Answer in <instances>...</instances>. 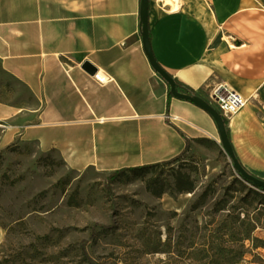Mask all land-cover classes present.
I'll use <instances>...</instances> for the list:
<instances>
[{"label": "crops", "instance_id": "1", "mask_svg": "<svg viewBox=\"0 0 264 264\" xmlns=\"http://www.w3.org/2000/svg\"><path fill=\"white\" fill-rule=\"evenodd\" d=\"M169 1L150 0L155 59L181 93L211 103L228 85L248 100L226 126L241 165L264 180V0ZM140 6L0 0L3 136L54 151L73 170L103 173L169 162L189 145L223 149L213 117L174 97L151 66ZM96 73L111 80L99 83Z\"/></svg>", "mask_w": 264, "mask_h": 264}, {"label": "rangeland", "instance_id": "2", "mask_svg": "<svg viewBox=\"0 0 264 264\" xmlns=\"http://www.w3.org/2000/svg\"><path fill=\"white\" fill-rule=\"evenodd\" d=\"M0 264H264V190L210 142L103 173L0 127Z\"/></svg>", "mask_w": 264, "mask_h": 264}, {"label": "water", "instance_id": "3", "mask_svg": "<svg viewBox=\"0 0 264 264\" xmlns=\"http://www.w3.org/2000/svg\"><path fill=\"white\" fill-rule=\"evenodd\" d=\"M149 11H150V0H141L140 18H141L143 46L147 54V57L151 63V66L165 80V82L169 84L171 94L174 97L195 103L197 106L207 111L213 117L218 127L222 147L226 152V154L228 155L231 162L233 163L234 169L243 177L244 180L250 181L255 186L262 188L264 190V180L249 173L239 162L232 147L230 138L228 136L226 120L222 117L219 111L210 102L202 99L197 95H190L179 92L178 84L176 80L167 71H165L155 59L150 41ZM84 68L92 74L96 72V68L93 67L88 62L84 64Z\"/></svg>", "mask_w": 264, "mask_h": 264}, {"label": "built area", "instance_id": "4", "mask_svg": "<svg viewBox=\"0 0 264 264\" xmlns=\"http://www.w3.org/2000/svg\"><path fill=\"white\" fill-rule=\"evenodd\" d=\"M94 78L99 83H107L111 79L104 76L102 73H96ZM248 103V100L241 94L237 93L228 85H220L217 87L212 95L211 104L219 111L222 117L227 120L241 109H243ZM165 118L171 123H177L180 118L173 115H166Z\"/></svg>", "mask_w": 264, "mask_h": 264}, {"label": "trees", "instance_id": "5", "mask_svg": "<svg viewBox=\"0 0 264 264\" xmlns=\"http://www.w3.org/2000/svg\"><path fill=\"white\" fill-rule=\"evenodd\" d=\"M178 87H179V85H178ZM227 132H228V130H227ZM245 181H246V180H245ZM246 182H248V183L254 185V184H253L252 182H250V181H246ZM177 186H178V188H179L180 193H183V192H191V191H193V183H192V182L189 183V185H181V184L179 183V181H177ZM254 186H255V185H254ZM255 187H257V186H255ZM257 188H259V187H257ZM259 189H262V188H259ZM262 190H263V189H262ZM162 194H163V192L160 191L159 193H157V196L161 197ZM249 236H250L249 234H248V235H244L243 238H242V240H246V239H248Z\"/></svg>", "mask_w": 264, "mask_h": 264}, {"label": "bare ground", "instance_id": "6", "mask_svg": "<svg viewBox=\"0 0 264 264\" xmlns=\"http://www.w3.org/2000/svg\"><path fill=\"white\" fill-rule=\"evenodd\" d=\"M166 3H170V1L169 0H166ZM174 8L176 9L177 8V6H174ZM166 196V201H167V204H172V205H174L176 202L171 198V197H169V196H167V195H165ZM183 197H190V194L189 193H185V194H183L182 195Z\"/></svg>", "mask_w": 264, "mask_h": 264}]
</instances>
